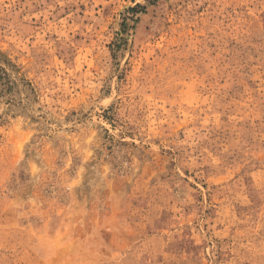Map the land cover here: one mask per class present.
<instances>
[{"label": "rangeland", "instance_id": "1", "mask_svg": "<svg viewBox=\"0 0 264 264\" xmlns=\"http://www.w3.org/2000/svg\"><path fill=\"white\" fill-rule=\"evenodd\" d=\"M0 264H264V0H0Z\"/></svg>", "mask_w": 264, "mask_h": 264}, {"label": "trees", "instance_id": "2", "mask_svg": "<svg viewBox=\"0 0 264 264\" xmlns=\"http://www.w3.org/2000/svg\"><path fill=\"white\" fill-rule=\"evenodd\" d=\"M5 79V82L1 83V86H7L8 90L11 91L15 86V81H12L9 74L5 71L4 68L0 67V81Z\"/></svg>", "mask_w": 264, "mask_h": 264}]
</instances>
